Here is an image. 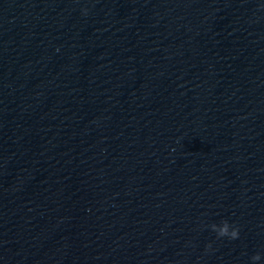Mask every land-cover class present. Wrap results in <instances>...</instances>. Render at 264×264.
Returning <instances> with one entry per match:
<instances>
[{"label": "clouds", "instance_id": "9594fccd", "mask_svg": "<svg viewBox=\"0 0 264 264\" xmlns=\"http://www.w3.org/2000/svg\"><path fill=\"white\" fill-rule=\"evenodd\" d=\"M264 8V5L261 6ZM82 12L84 15H87L88 9L84 8L82 9ZM210 228L213 232L216 233L217 238H229L231 240H236L239 238L240 229L238 226L234 224H230L228 220H222L219 224L213 223L210 225ZM208 247H211V245H208ZM261 255L259 253H255L251 256V260L253 264H256V262H259L261 260Z\"/></svg>", "mask_w": 264, "mask_h": 264}]
</instances>
